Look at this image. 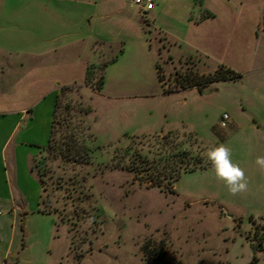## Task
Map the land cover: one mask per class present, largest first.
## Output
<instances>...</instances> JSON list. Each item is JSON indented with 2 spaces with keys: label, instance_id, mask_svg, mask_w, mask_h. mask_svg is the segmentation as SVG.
<instances>
[{
  "label": "rangeland",
  "instance_id": "1",
  "mask_svg": "<svg viewBox=\"0 0 264 264\" xmlns=\"http://www.w3.org/2000/svg\"><path fill=\"white\" fill-rule=\"evenodd\" d=\"M84 1L99 16L93 55L96 64L107 63L104 84L100 92L84 85L88 55L59 62V76L79 85L61 103L74 107L70 124L90 137L95 163L81 172L89 173L84 194L80 188L73 194L56 190L47 213L32 166L48 146L53 116L23 130L20 138L30 141L17 154L14 142L0 150V198L10 172L11 188L19 184L29 199L24 206L16 202V212L0 200V264H264V171L254 169L250 124L251 116L264 114V0H154L161 10L156 18L131 0ZM55 2L74 9L71 0H0V10L52 9ZM202 9L218 13L210 35L214 58L172 62V34L202 31L182 22L201 16ZM12 32L1 23L0 43L21 42L19 29ZM17 55L0 50V59ZM14 64V72L25 76ZM221 67L242 78L215 83L202 99L182 87L212 74L201 70ZM42 75L28 74L10 94L0 89V112L10 110L7 103L19 108L43 96L49 87ZM225 111L238 120L239 133L226 146L237 153L233 163L243 170L246 189L229 192L214 168L184 173L173 185L163 176L159 186L152 185L154 172L146 170L180 151L211 162V148L197 137L208 142L214 126L222 129ZM62 130L58 125V137ZM113 160L124 166L115 169ZM48 165L56 177L74 176L60 161L49 159Z\"/></svg>",
  "mask_w": 264,
  "mask_h": 264
},
{
  "label": "crops",
  "instance_id": "2",
  "mask_svg": "<svg viewBox=\"0 0 264 264\" xmlns=\"http://www.w3.org/2000/svg\"><path fill=\"white\" fill-rule=\"evenodd\" d=\"M71 2L74 9H65V5H62L60 2L58 4L55 2L52 5V9L0 10V24L3 23L9 31L12 32L13 30L14 33L19 29L21 35L19 38L21 42L15 43L12 42L13 39H9L6 41L8 44L5 41L0 43V50L3 51L5 49V51L8 50L10 53H18L12 59L10 57L0 59L1 91L9 94L11 91H16V88L28 74L32 72L35 74L39 71L42 72V76L45 77V82L49 87L45 88L43 96L39 97V99L29 103L24 102L19 108L13 103H7L4 109L10 110L0 112V150L2 152L12 142H14L16 154L24 145H28L30 140L26 141L20 138L23 130L29 128L39 118H44L47 124L50 123V119L53 116L52 113H54L55 101L61 87L77 83L72 82V80L61 82V76L59 74L61 75L63 66L59 62L64 61V59L72 61V59H78L83 55L90 57V59L88 58L89 61L87 62L86 68L89 64L97 62L93 55V53L97 55L95 48L97 47V38L94 34V24L95 18L99 16L96 15V9H89L90 3L84 0H71ZM57 6L60 9H57ZM200 12L201 16L197 18H193V15H191V17L181 21L188 30L191 29L189 26L194 24L199 29L202 27V31H193L192 36L172 34L171 48L175 47L174 50L173 48L168 50V56L172 62L175 63L178 59L180 61L190 62V58L197 57L201 59L203 56L214 58V46L211 42L213 37L210 35L213 34V31H216L217 27L212 22L217 20L218 13L209 9H202ZM160 13L161 10L156 11L154 7L153 10L145 13V15L149 14L156 18ZM208 41L211 42L210 45ZM14 63L20 64V67L25 69V76H22L21 72L20 74L14 72ZM209 73L213 74L214 72L206 70H201L200 72L201 75H207ZM215 83L217 82L203 88L187 87L184 90L191 91L194 99H202L206 90ZM223 114L229 116L225 127L221 125ZM223 114L220 120V127L222 129L214 126L212 128V136L208 139V142L200 140L195 132L190 131V133L196 135L198 141L208 148H213L220 143H228L231 136L238 135V130L240 129L235 116L229 114L227 111ZM251 117L250 124H253L251 149L254 151L255 157L254 169L257 172H262L264 168L256 164L255 161L257 156H264V114L258 113ZM1 135H4V138L1 139ZM235 154L237 153L231 150V159L233 162L236 161ZM212 168L214 167L210 164L207 168L197 170L208 171ZM4 177L6 180V193L4 198H0V200L4 199V201L10 202L11 212H16L18 211L16 202L24 206L29 203V199L22 189L18 188L19 184L14 189L11 188L10 172L5 173ZM259 181L261 182V180ZM174 188L177 192L176 185Z\"/></svg>",
  "mask_w": 264,
  "mask_h": 264
},
{
  "label": "trees",
  "instance_id": "3",
  "mask_svg": "<svg viewBox=\"0 0 264 264\" xmlns=\"http://www.w3.org/2000/svg\"><path fill=\"white\" fill-rule=\"evenodd\" d=\"M107 63L96 64L91 63L88 65L84 85L90 87L93 90L101 91L104 84L105 70ZM160 65L157 64V70L160 77ZM204 76V75H203ZM242 75L236 73L230 68L221 67L216 70L213 74L202 77V80L191 81L189 85H183L182 87H198L203 88L211 85L214 82L239 80ZM79 86L78 84L65 85L60 89L55 101V108L53 113V122L50 131V137L48 146L43 148L40 156L34 160L32 171H37L39 180L41 182L43 193L41 195V205L44 206L43 212L51 213L53 210L50 209L51 193L56 190L60 192H66L67 194L76 192L80 188V193L84 194L85 182L89 179V173L81 175V172L89 167H92L95 163V158L92 156L93 148L90 146L91 139L84 134V128L79 126L72 127V116L74 115V107L72 105H66L63 107L61 100L64 94L71 89H75ZM89 112H82V115L86 116ZM63 128L60 137L57 136V126ZM60 161L66 166H71L74 176L66 180L62 177H56L55 172L48 165V160ZM164 162H160L152 169L151 180L152 185L159 186L158 182L162 181V177L165 176L170 180L171 184H176L181 176L187 172H193L197 169L207 168L210 163H204L199 158L191 156V153L186 150L180 151L178 154H174L170 159H164ZM115 163V169H120L124 165L120 162ZM158 166V167H157ZM73 191V192H72ZM45 192H48L45 195ZM67 196V195H66ZM81 196V195H80ZM67 198H71L68 195ZM56 211V210H54ZM57 212V211H56ZM97 217L99 214L96 215ZM98 223V221H97ZM264 235V226L262 227Z\"/></svg>",
  "mask_w": 264,
  "mask_h": 264
},
{
  "label": "clouds",
  "instance_id": "4",
  "mask_svg": "<svg viewBox=\"0 0 264 264\" xmlns=\"http://www.w3.org/2000/svg\"><path fill=\"white\" fill-rule=\"evenodd\" d=\"M211 161L217 177L224 180L229 192L236 193L246 189L243 170L231 159V150L225 143H220L206 153ZM256 164L264 168V156L256 157Z\"/></svg>",
  "mask_w": 264,
  "mask_h": 264
},
{
  "label": "built area",
  "instance_id": "5",
  "mask_svg": "<svg viewBox=\"0 0 264 264\" xmlns=\"http://www.w3.org/2000/svg\"><path fill=\"white\" fill-rule=\"evenodd\" d=\"M132 4L137 6L143 11V14L150 12L155 7L154 0H131ZM229 116L227 114H223L221 125L223 127L226 126V122L228 120Z\"/></svg>",
  "mask_w": 264,
  "mask_h": 264
}]
</instances>
